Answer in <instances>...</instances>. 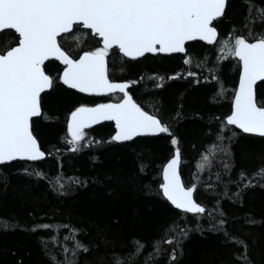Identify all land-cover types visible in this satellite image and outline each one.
<instances>
[{"label": "trees", "instance_id": "obj_1", "mask_svg": "<svg viewBox=\"0 0 264 264\" xmlns=\"http://www.w3.org/2000/svg\"><path fill=\"white\" fill-rule=\"evenodd\" d=\"M214 25L213 44L137 59L104 49L82 25L59 37L75 59L105 52L109 79L128 83L166 130L118 141L104 122L75 139L76 108L123 94L76 91L62 81L64 66L47 61L52 86L32 121L46 157L0 165V264H264V136L226 122L241 69L234 49L264 39V0H228ZM19 43L14 30L0 32V53ZM257 102L264 107V80ZM176 155L202 211L164 194L163 169Z\"/></svg>", "mask_w": 264, "mask_h": 264}, {"label": "water", "instance_id": "obj_2", "mask_svg": "<svg viewBox=\"0 0 264 264\" xmlns=\"http://www.w3.org/2000/svg\"><path fill=\"white\" fill-rule=\"evenodd\" d=\"M228 0H0V32L12 29L20 43L0 53V165L14 160L46 157L32 128L42 113L41 96L51 89L44 64L54 59L64 66L62 81L87 94L121 92L123 98L82 105L69 117L72 137L104 122H113L118 141L166 130L160 119L133 98L129 84L111 81L104 52L71 57L59 37L82 25L110 50L130 59L150 54L186 53L189 42L213 44L219 37L214 21L225 12ZM241 69L226 122L252 135L264 136V107L257 102V85L264 80V39L240 40L234 49ZM164 194L186 212L202 211L185 186L180 158L164 166Z\"/></svg>", "mask_w": 264, "mask_h": 264}, {"label": "rangeland", "instance_id": "obj_3", "mask_svg": "<svg viewBox=\"0 0 264 264\" xmlns=\"http://www.w3.org/2000/svg\"><path fill=\"white\" fill-rule=\"evenodd\" d=\"M75 139H78V137H75Z\"/></svg>", "mask_w": 264, "mask_h": 264}]
</instances>
